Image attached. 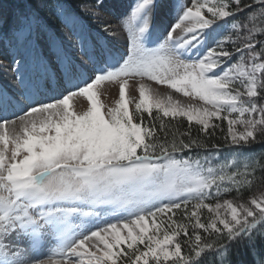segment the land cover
<instances>
[{"label":"snow or ice","instance_id":"snow-or-ice-1","mask_svg":"<svg viewBox=\"0 0 264 264\" xmlns=\"http://www.w3.org/2000/svg\"><path fill=\"white\" fill-rule=\"evenodd\" d=\"M157 7V0L132 7L120 60L97 45L86 53L91 67L69 60L55 95L40 99L38 84L21 93L24 104L10 115L20 101L0 94V264H234L232 249L241 246L257 250L254 264H264V192L246 202L220 200L222 192L234 187L239 194L252 183L237 176L251 175L255 163L229 173L227 165L205 169L175 155L205 147L192 136L193 126L211 136L226 122L225 140L236 146L264 137V0L177 3L176 21L152 41ZM13 70L20 71L19 62ZM132 78L200 103L162 97L144 82L130 100ZM105 83L118 84L111 106L100 98ZM77 96L87 100L81 112L72 108ZM184 120L188 128L181 131ZM212 198L215 203L206 202ZM100 210L114 213L116 222L89 229L83 218L99 219ZM46 238L55 246L39 259L32 252Z\"/></svg>","mask_w":264,"mask_h":264},{"label":"trees","instance_id":"trees-1","mask_svg":"<svg viewBox=\"0 0 264 264\" xmlns=\"http://www.w3.org/2000/svg\"><path fill=\"white\" fill-rule=\"evenodd\" d=\"M97 2L98 0H0V42L11 48L18 49L22 40V31L27 29V40L39 49L42 59L48 60L49 49L47 41L49 39L52 40L53 45L58 50L61 49L64 53L69 52L74 47V41L66 32L67 22L71 21L72 27L79 28L84 34L89 29L93 31V29H96V25L91 20V17L82 11V8L97 4ZM243 3L253 4L254 0H243ZM253 11L259 12V6L256 5ZM205 15H207L206 12ZM244 15H247V13L242 14L237 19L243 20ZM229 23H231V19H229ZM97 31L100 30L97 29ZM232 34L234 37L236 36V33ZM239 43L240 41L237 40V45ZM226 47L229 50H233L231 44L226 45ZM145 117H147L146 113ZM165 119L171 120V118ZM178 119L182 120L183 118ZM213 122L216 124L221 123L220 121ZM172 123L175 126L177 122L173 121ZM222 127L223 131L218 127L213 135L204 136L202 133L198 134L197 127L193 126L191 130L192 136L202 139L205 147L194 146L191 149L175 153V155L178 159L199 160L205 169L213 167L219 170L222 166L227 165L226 171L229 173H244L243 165L254 162L255 170L253 171L251 167L247 170L252 173L251 175L237 176V179H249L252 183L243 185L239 189V194L237 189L233 187L232 191L228 193L222 192L220 196L221 202L223 199L246 202L252 195L264 192V137L258 135L257 142L251 143L247 147L236 146L225 140L226 122L223 123ZM187 128V121L184 120L180 125V130L184 131ZM209 131L211 132L212 129H209ZM184 139L187 141V137H184ZM226 186L231 187V185ZM211 191L215 193V186H213ZM206 202L215 203L216 201L215 198H212ZM203 211H206V209ZM167 215L170 216L171 213ZM208 215V213L203 212L201 218L206 219ZM174 218L180 220L182 214L178 213ZM180 239H184L183 235H181ZM256 252L257 250L254 249L250 254L243 246L238 249L234 247L232 249L234 264H254V261L258 259ZM209 258L211 259V257Z\"/></svg>","mask_w":264,"mask_h":264},{"label":"rangeland","instance_id":"rangeland-1","mask_svg":"<svg viewBox=\"0 0 264 264\" xmlns=\"http://www.w3.org/2000/svg\"><path fill=\"white\" fill-rule=\"evenodd\" d=\"M137 0H103L102 6L96 7L97 4L85 6L82 8V11L91 17V20L94 22L97 28L102 29L100 35H96L94 38V43L85 39V43L77 50L74 51V58L76 59V63L78 65H83L85 67H91L88 65V58L86 53L92 52L95 46H101L105 51L111 52L112 56L116 60H120L122 57L126 55L127 51V33L123 29V24L126 22L127 17L130 15L132 7L135 5ZM179 3L181 5H187L190 3V0H157V9L153 14V18L151 21V29H152V41H156L158 37L161 36L162 33L166 35V29H168L175 21L177 17L178 9L175 5ZM71 21L67 22L66 32L70 35L76 36L77 40H84L83 36L79 37V32L75 35L76 30L71 29ZM106 24L108 26L109 31L105 32L101 25ZM176 36L181 35L180 31L177 30L175 33ZM28 36V30L24 29L22 31V41L20 46L21 50L12 49L8 47L5 43L0 42V94L8 99L15 98V100L20 101L19 105H15L10 108L9 115L12 111L19 112L20 107L23 106L24 101L21 96L22 92H35L37 85L39 84L40 91V99H45L48 96L55 95L59 89L57 88V78L52 77L53 68L59 69L60 71L63 69L64 65L68 61H61L60 55L56 52L54 48L50 49L49 57L51 58V62L49 65L43 64L38 65L36 70L39 68H44V66H48L49 72L47 77L49 78V82L51 85V90H49L48 86L45 84V80L39 76H37V71L33 70L31 63L25 61V55L30 52L31 46L29 42L25 39ZM72 37V38H73ZM25 41V43H24ZM51 39L48 40L47 44L51 45ZM47 45V46H48ZM34 51L33 55L37 56V61H39V52L33 47L31 50ZM204 50H202L203 52ZM193 56L196 55V51L192 53ZM17 62H19L20 71H14V67ZM51 66L53 68H51ZM40 71H43L41 69ZM44 72V71H43ZM23 77V81H21L20 77ZM39 75V74H38ZM48 81V80H47ZM140 82H144L150 84L153 92L158 93L160 96L164 97L167 95H171L174 99L179 100L181 103L188 104H199L200 101L193 100L190 97H184L179 93H176L174 90L167 88L165 85H157L152 81H140L137 78H132L129 80L128 88H127V96L130 100L138 99V91L137 85ZM34 85V86H33ZM100 98L104 105L111 106L115 99L118 98V84L114 83H105L101 86L100 89ZM87 100L84 97L77 96L72 101V108L76 112H81L87 108ZM130 108L134 110V104L130 105ZM215 121V120H214ZM19 123V122H17ZM62 206H72L70 204H64ZM83 210L87 211L88 208L86 206H82ZM101 216L99 219L95 217L83 218L89 220L87 227L89 229L95 230L96 226H103L106 222H116V215L107 210H100ZM203 212H207L203 211ZM163 219H167V217H162ZM175 219V218H174ZM80 218H77L74 222L79 223ZM55 246V241L52 238H46L42 245L32 252V255L36 256L39 259H46L50 250Z\"/></svg>","mask_w":264,"mask_h":264}]
</instances>
